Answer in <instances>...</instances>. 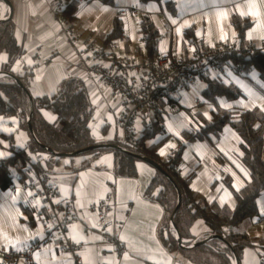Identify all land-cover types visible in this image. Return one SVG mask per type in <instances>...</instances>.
<instances>
[{
  "label": "crops",
  "instance_id": "obj_1",
  "mask_svg": "<svg viewBox=\"0 0 264 264\" xmlns=\"http://www.w3.org/2000/svg\"><path fill=\"white\" fill-rule=\"evenodd\" d=\"M10 1L14 6L12 19L16 25V38L24 51L14 70L21 74L27 70L34 73L30 84L32 96L54 95L65 80L81 78L90 88L95 107L91 128L103 124L99 133L92 132L101 143L123 139L124 132L118 121L121 106L101 88L98 80L88 75L89 60L81 55V51L91 38H96L100 46L104 45L113 31L116 18L123 21V27L121 35L112 41L122 55H135V46L143 36L140 22L144 17L150 18L160 32L158 54L171 51L183 60H191L196 45L202 42L206 45L218 41L240 42L239 33L233 25L235 16L251 22L244 33L246 45L264 46V0H175L177 9L174 13L166 8L165 0H115L113 4L102 0H84L73 22L76 39H69L67 35L63 14L58 9L61 0ZM9 12V6L0 0V18L7 17ZM187 29L194 32L198 43L187 36ZM140 56L148 58L146 49H141ZM8 62L9 55L1 52L0 72L4 71ZM207 75L212 80L236 87L239 97L205 98V76L185 88L189 95L182 97L177 91L173 97L180 105L179 110L170 111L167 105L163 108L162 124L169 138L159 148L158 154L166 159L171 152L183 149L178 170L183 176L196 175L193 189L198 193V201H217L234 207V192L251 180L242 162L240 136L231 127H225L221 136L211 141L197 139L182 144L177 138L183 130L199 129L204 124L202 117L212 119L213 112L219 108L235 114L257 109L264 115V76L255 69L237 72L229 64L210 70ZM0 78L5 81L6 75L1 74ZM41 114L50 123L58 120L57 115L47 109H42ZM143 128L142 122H139L137 133L141 134ZM30 144V134L21 126L20 118L0 112V160L14 156L19 148L28 150ZM31 156L42 164L52 158L43 152ZM114 167L115 154L106 151L63 157L44 174L52 185L59 188L61 197L70 198L73 202L77 219L71 227V234L75 240L85 243L82 264H196L183 252H170L163 244L160 232L166 217L165 209L151 201L147 194L157 170L140 160L137 162L136 177H118ZM27 173L29 178L21 181L14 172L10 187L0 185V242L22 249L32 246L34 241L45 235V225L27 200L31 192L30 182L36 180V174L29 171V166ZM100 200L113 206L102 228L95 225L97 211L89 207L91 202ZM257 202L259 215L244 220L235 230L254 238L253 244L242 250L239 264H263L259 253L264 250V190ZM26 207L34 214L33 223ZM193 227L194 236L201 239L207 237V241L212 238L209 237L212 234L210 228L203 219L197 220ZM190 240L185 239V244L189 245L186 242ZM119 244L123 247L122 252L117 250ZM231 258L234 263L235 256ZM36 261L37 264H73L58 241L38 250Z\"/></svg>",
  "mask_w": 264,
  "mask_h": 264
},
{
  "label": "trees",
  "instance_id": "obj_2",
  "mask_svg": "<svg viewBox=\"0 0 264 264\" xmlns=\"http://www.w3.org/2000/svg\"><path fill=\"white\" fill-rule=\"evenodd\" d=\"M62 1L64 3L63 14L74 22L84 0ZM102 1L107 4L115 3V0ZM165 6L171 12H176L175 0H165ZM233 25L239 33L240 45L236 51L222 59V64H229L237 72L255 69L264 76V46L251 49L244 42V33L250 27L251 22L248 19L235 16ZM122 27L123 21L116 18L113 31L107 37L106 42L120 36ZM140 29L145 38V44L142 48L146 49L148 58L155 59L158 55L159 30L155 28L153 21L148 17L141 20ZM186 33L194 43H198V39L195 38L191 29H187ZM1 52H6L9 55V62L5 65L4 71L16 75L26 89H23L14 78L8 75H6L5 81L0 78V112L17 115L20 118L21 126L28 131L31 137L28 150L19 148L14 156L0 160V185L3 188H8L13 183L14 172L21 181L29 178L27 173L29 162H32L39 172L46 174L47 169H52L61 158L70 157L69 154L101 142L96 140L91 130L95 107L91 101L90 88L81 78L74 77L65 80L54 95L32 96L30 84L34 73L27 70L21 74L14 70L15 64L24 55V51L17 41L16 25L13 19L0 23ZM207 74L204 75L205 77L203 76L207 84L203 91L205 98L215 100L218 96H225L229 99L239 97L240 92L236 87L225 82L212 80ZM170 100L177 102L180 106L173 96L162 101L160 112L156 113L151 122L144 126L137 138L139 147H134L123 140L108 141L107 143L110 144H118L122 149L105 148L84 154L114 152V170L118 177H136L138 174L137 162L140 159L129 152L148 157L161 164L173 178L182 194L181 206L175 214V221L180 228L183 240L191 239L190 242H186L188 244L197 243L201 240L192 233V227L199 219L205 221L210 228V233L220 236L212 237L206 243L190 249L178 245L176 231L171 222V216L179 200L178 189L167 176L157 171L147 194L151 201L158 203L165 209L166 217L161 227L160 236L167 250L183 252L196 264H234L231 258L234 252L240 259L242 250L254 242V238L247 233H239L235 230L244 220L259 215L257 200L264 190V115L257 109L245 110L235 114L231 110L219 108L213 112L212 119L207 120L202 117L204 124H201L199 129L183 130L180 133L177 138L178 142L187 144L197 139L211 141L216 137L219 138L225 127H231L242 139L240 145L242 162L248 169L251 180L239 191L234 192L235 206L220 204L217 201L199 202L198 193L193 189L196 175L191 173L183 176L178 170L183 149L179 148L174 152V155L166 159L161 158L158 154L159 148L169 138L163 128L162 113L165 105L169 109ZM42 109H47L57 115V122L50 123L47 121L41 114ZM31 111L33 112L31 117L33 129L39 142L33 138L29 129L28 121ZM134 137H136V133H134ZM49 149L67 155L58 157L49 152ZM38 152L48 153L52 158L42 164L41 161L32 159L31 155ZM26 211L33 223L34 214L29 207H26Z\"/></svg>",
  "mask_w": 264,
  "mask_h": 264
},
{
  "label": "built area",
  "instance_id": "obj_3",
  "mask_svg": "<svg viewBox=\"0 0 264 264\" xmlns=\"http://www.w3.org/2000/svg\"><path fill=\"white\" fill-rule=\"evenodd\" d=\"M63 4L61 0L58 8L62 14ZM62 17L69 39H76L74 23L64 14ZM144 44L145 38L142 36L135 46V55H122L112 40L100 46L96 38H91L85 42L81 51V55L89 60L88 75L98 80L101 88L120 104L118 121L124 132L122 140L134 147H139V122L143 126L148 125L162 109V101L193 84L210 70L223 68L222 59L236 51L240 42L218 41L212 45L202 42L196 45L191 60H183L171 51L159 53L155 59L143 58L140 52ZM250 48L255 49L257 46L252 45ZM178 108L177 102L170 100V111L175 112ZM29 171L36 174V180L30 182L31 192L27 200L45 225V235L26 249L6 246L0 242L2 264H37L36 252L53 241H58L73 264H82L85 243L75 240L71 234V227L77 219L72 200L61 197L59 188L52 185L49 177L41 174L32 162H29ZM89 207L97 211L95 225L104 227L105 218L113 206L100 200L91 202ZM117 250L122 252L121 244ZM259 256L264 264V250L260 251Z\"/></svg>",
  "mask_w": 264,
  "mask_h": 264
},
{
  "label": "water",
  "instance_id": "obj_4",
  "mask_svg": "<svg viewBox=\"0 0 264 264\" xmlns=\"http://www.w3.org/2000/svg\"><path fill=\"white\" fill-rule=\"evenodd\" d=\"M3 2H5L9 8H10V12H9V15L5 18H0V23L1 22H4L6 20H11L13 18V15H14V6L12 4V2L10 0H3ZM3 74V75H8L12 78H14L19 84L20 86L23 88V89H26L24 84L16 77V75L12 74V73H9L7 71H1L0 72V75ZM33 115V112L31 111L30 113V116H29V121H28V125H29V129H30V132L33 136V138L37 141L38 139L36 138V135H35V131L33 129V125H32V121H31V117ZM105 148H113V149H122L118 144H110V143H107V142H103V143H100V144H96V145H93V146H90V147H87V148H84L82 150H79L75 153H72V154H69L71 156H77V155H80V154H84V153H87V152H90V151H94V150H101V149H105ZM49 152L53 153L54 155H57L58 157H61V156H65L67 154H61V153H56L54 152L52 149H49ZM130 154H132L133 156H135L136 158L142 160V161H145L147 163H149L151 166H153L158 172L164 174L165 176H167L174 184L175 186L177 187L178 189V194H179V200H178V204L171 216V222H172V225L176 231V234H177V242H178V245L182 248H185V249H190V248H193L194 246L196 245H199V244H204L207 242V237L201 239L199 242L197 243H192V244H189V245H186L183 238H182V234H181V231H180V228L179 226L177 225L176 221H175V214L177 213V211L179 210L180 206H181V197H182V194H181V191L179 190L177 184L175 183V181L173 180V178L170 176V174L161 166V164L157 163L156 161L148 158V157H142V156H139L137 154H134V153H131L129 152ZM209 237H220V236H216V235H213L211 234ZM234 255H235V262L234 264H239V259H238V256L236 254V252H234Z\"/></svg>",
  "mask_w": 264,
  "mask_h": 264
},
{
  "label": "rangeland",
  "instance_id": "obj_5",
  "mask_svg": "<svg viewBox=\"0 0 264 264\" xmlns=\"http://www.w3.org/2000/svg\"><path fill=\"white\" fill-rule=\"evenodd\" d=\"M187 91V89H185V90H180V91H178L179 92V96L180 95H182V97H184V95L186 94V95H189V92H186ZM177 92V93H178ZM189 98V100L191 101V103H193V100H191V98L190 97H188ZM102 125L103 124H100V125H96V127H93V129L91 128V130H92V132L94 131V133L95 132H97V133H99L100 131H101V127H102ZM194 231V227H193V229H192V232Z\"/></svg>",
  "mask_w": 264,
  "mask_h": 264
}]
</instances>
